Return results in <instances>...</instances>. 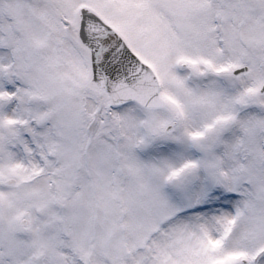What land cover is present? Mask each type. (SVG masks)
Returning <instances> with one entry per match:
<instances>
[{"label":"snow or ice","instance_id":"obj_1","mask_svg":"<svg viewBox=\"0 0 264 264\" xmlns=\"http://www.w3.org/2000/svg\"><path fill=\"white\" fill-rule=\"evenodd\" d=\"M0 264H264V0H0Z\"/></svg>","mask_w":264,"mask_h":264}]
</instances>
